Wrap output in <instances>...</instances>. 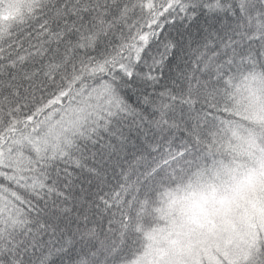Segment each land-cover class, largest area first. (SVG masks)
<instances>
[{
	"label": "snow or ice",
	"instance_id": "snow-or-ice-1",
	"mask_svg": "<svg viewBox=\"0 0 264 264\" xmlns=\"http://www.w3.org/2000/svg\"><path fill=\"white\" fill-rule=\"evenodd\" d=\"M189 2L23 0L20 12L13 15L17 0H0V16H8L0 20V264H26L15 255L23 246L17 241L31 230L37 188L52 191L40 183V153L59 152L76 135L91 140L97 133H112L115 123L136 115L129 105L140 107L138 90L146 93L158 68L171 69L183 50L190 33L181 31L175 18L193 11ZM200 5L203 10L194 15V23L204 11L218 22L216 13L226 8L221 0H199ZM239 7L243 18L264 26V0H243ZM209 51L218 55L213 57L215 71L210 64L202 85L208 90L203 123L197 124L195 139L189 136L186 144L177 146L185 136L181 132L173 141L174 150H160L159 159L144 169V184L155 187L165 183V176L169 181L199 166L214 126L230 118L229 80L264 69V51L249 46L217 44ZM140 183L137 180L133 188ZM147 202L137 191L135 222L122 219L123 227L100 249L92 243L95 233L89 228L83 233L88 242L79 252L70 246L62 255L69 264H101L97 254L103 264H138V221Z\"/></svg>",
	"mask_w": 264,
	"mask_h": 264
},
{
	"label": "trees",
	"instance_id": "trees-1",
	"mask_svg": "<svg viewBox=\"0 0 264 264\" xmlns=\"http://www.w3.org/2000/svg\"><path fill=\"white\" fill-rule=\"evenodd\" d=\"M221 2L226 8L216 13L218 22L209 19L204 11L194 23V15L203 10L202 5L196 6L199 0L187 4L193 10L187 17L176 16L175 23L190 35H186L183 50L171 69L159 67L156 78L146 86L147 92L138 90L140 107L129 105L135 116L115 123L112 133H97L91 140L76 135L59 152L40 153V175L44 178L40 183L52 191L37 188L31 230L17 241L23 246L15 250V255L26 264H69L62 253L70 246L78 253L88 242L83 233L89 228L95 233L92 243L100 249L123 227L122 219L135 222L138 205L133 206V197L137 191L141 200H148L138 221V264H154L167 248L156 243L159 233L166 230L167 245L170 244L183 230L195 206L207 205L222 185L237 173L254 169L257 158L264 157V69L257 67L229 80L230 118L214 126L206 159L172 180L163 177L165 183L161 185L144 184V169L159 159L160 150H174L173 141L181 132L185 136L177 146L186 144L189 136L195 139L197 124L203 123L208 90L202 85L208 79L205 73L210 64L215 71L213 57L218 55L209 49L220 44L222 48L240 45L264 51V26L259 20L252 22L242 17L239 6L243 0ZM227 5L232 9L227 10ZM22 6L23 0L11 14H18ZM7 19L0 16V20ZM137 180L141 183L133 188ZM192 184L196 190L189 193L192 201L190 209L183 213L184 219L177 222L162 218L172 202L171 192ZM130 191L132 197L128 195ZM236 202L231 203L213 232L174 264H264V183ZM12 252L9 246L8 254ZM96 258L103 264L102 257L97 254Z\"/></svg>",
	"mask_w": 264,
	"mask_h": 264
},
{
	"label": "rangeland",
	"instance_id": "rangeland-1",
	"mask_svg": "<svg viewBox=\"0 0 264 264\" xmlns=\"http://www.w3.org/2000/svg\"><path fill=\"white\" fill-rule=\"evenodd\" d=\"M21 0H17V3ZM8 16H4L6 18ZM232 181H228L221 187L229 188L232 185ZM259 186L252 185L247 194L253 191ZM243 193L232 199H221L218 203H213L212 207L208 204L203 206H195L191 213L186 218V225L184 226L181 233L167 245V248L160 256L159 260L154 264H174L179 259H183L190 254L195 248L196 242H200L207 236V234L213 232V230L218 226L221 219L225 216L227 210L231 207L232 202L237 200H243L247 195ZM246 194L244 197H242ZM212 199V201H214ZM237 201V202H239ZM236 202V203H237ZM224 215V216H223Z\"/></svg>",
	"mask_w": 264,
	"mask_h": 264
},
{
	"label": "clouds",
	"instance_id": "clouds-1",
	"mask_svg": "<svg viewBox=\"0 0 264 264\" xmlns=\"http://www.w3.org/2000/svg\"><path fill=\"white\" fill-rule=\"evenodd\" d=\"M262 183H264V157H258L254 169L237 173L232 181V185L229 188L220 187L215 193V200H210L208 206L212 207L213 203H218L221 199L235 198L236 196L246 193L250 186H259ZM191 190H196L195 184L186 185L171 192L170 200L172 202L164 209L162 218L166 220L174 219L177 222L184 219L183 213H186L190 209L192 201L189 195ZM167 241L168 232L166 230L158 234L156 241L158 245L163 244L167 246Z\"/></svg>",
	"mask_w": 264,
	"mask_h": 264
}]
</instances>
